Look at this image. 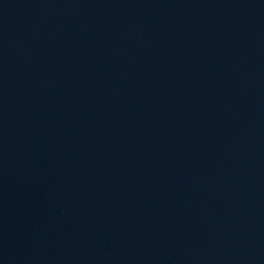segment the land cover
I'll list each match as a JSON object with an SVG mask.
<instances>
[{
    "label": "water",
    "instance_id": "95a60500",
    "mask_svg": "<svg viewBox=\"0 0 264 264\" xmlns=\"http://www.w3.org/2000/svg\"><path fill=\"white\" fill-rule=\"evenodd\" d=\"M0 193L155 264H264V0H0Z\"/></svg>",
    "mask_w": 264,
    "mask_h": 264
}]
</instances>
